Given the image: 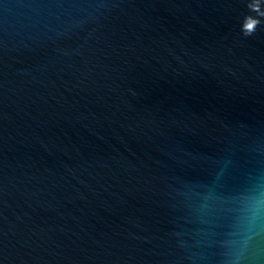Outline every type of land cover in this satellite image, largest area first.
Returning a JSON list of instances; mask_svg holds the SVG:
<instances>
[{
	"label": "water",
	"instance_id": "1",
	"mask_svg": "<svg viewBox=\"0 0 264 264\" xmlns=\"http://www.w3.org/2000/svg\"><path fill=\"white\" fill-rule=\"evenodd\" d=\"M0 264H264V0H0Z\"/></svg>",
	"mask_w": 264,
	"mask_h": 264
},
{
	"label": "snow or ice",
	"instance_id": "2",
	"mask_svg": "<svg viewBox=\"0 0 264 264\" xmlns=\"http://www.w3.org/2000/svg\"><path fill=\"white\" fill-rule=\"evenodd\" d=\"M247 27H248L249 29H251V28H252V25H251V24H248Z\"/></svg>",
	"mask_w": 264,
	"mask_h": 264
}]
</instances>
